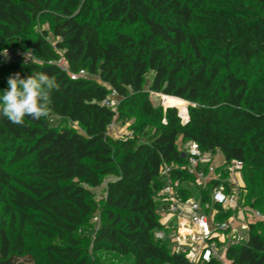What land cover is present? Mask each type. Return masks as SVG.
<instances>
[{
    "label": "trees",
    "instance_id": "1",
    "mask_svg": "<svg viewBox=\"0 0 264 264\" xmlns=\"http://www.w3.org/2000/svg\"><path fill=\"white\" fill-rule=\"evenodd\" d=\"M46 20L48 31H31ZM9 46L21 56L0 65V93L10 75L34 70L60 87L48 119L0 117V264H201L155 238L166 229L165 166L192 197L178 141L242 162L249 207L264 204V0H0V55ZM112 91L115 110L103 104ZM155 94L189 103L187 121L155 107ZM115 119L136 121L128 136L109 135ZM217 170L198 189L203 204L228 176ZM226 258L264 264L263 223H250Z\"/></svg>",
    "mask_w": 264,
    "mask_h": 264
},
{
    "label": "built area",
    "instance_id": "2",
    "mask_svg": "<svg viewBox=\"0 0 264 264\" xmlns=\"http://www.w3.org/2000/svg\"><path fill=\"white\" fill-rule=\"evenodd\" d=\"M2 54L0 55V62L4 61L5 55L10 57L8 51ZM27 62H31V60ZM56 65L64 71L68 69L63 58L58 60ZM69 76L72 80H76L85 78L86 74L80 72L78 75L69 74ZM118 102V95L112 91L103 104L115 110ZM187 119L182 120L186 122ZM182 155L185 160V166L182 167V170L194 179L193 183L199 188L204 189L208 183L220 179L221 172L217 168L222 167L223 163L217 166L208 154L200 151L197 144L191 143L185 146L182 149ZM225 168L228 176H231L239 173L243 164L239 161H233ZM170 171L171 168L166 166L162 170L165 185L161 192L162 203L159 207V213L161 217L163 215L176 217L180 222L176 227L169 228L166 227L168 223L166 221V229L156 232L155 238L168 242L173 251L184 254L191 263L204 264L215 259L219 264H230L226 258L227 247L225 248L224 244L230 237L235 238L237 232L235 223H242L240 227L243 230H247L248 225L254 223L251 219L264 225V213L245 207L241 197H239L240 193L236 194L231 188V183L235 182L232 177L226 178L223 180L222 186L211 191V203L203 204L200 198L198 200L194 198L183 200L179 189L170 184ZM216 206L220 208V211L215 208ZM220 212H232V214L224 221H217ZM248 218L251 219L247 221Z\"/></svg>",
    "mask_w": 264,
    "mask_h": 264
},
{
    "label": "rangeland",
    "instance_id": "3",
    "mask_svg": "<svg viewBox=\"0 0 264 264\" xmlns=\"http://www.w3.org/2000/svg\"><path fill=\"white\" fill-rule=\"evenodd\" d=\"M49 29V22L46 20V21H41L37 24H35L33 26V28L31 29V31H33L34 33H40L44 30L48 31ZM49 41L50 42H53V39L52 37H49ZM9 49H7L6 51H8L10 53V57H7V58H4V61L3 62H0V65H5L9 62H12V60H16L18 59V57H20V52L13 46H9L7 47ZM2 54V53H1ZM10 58V59H8ZM151 100L152 102L154 103L155 107H158V106H161L163 107V109H166L167 107H171V106H174L173 108H176L177 111H178V114L181 115V118L182 119H185V116H186V108L187 105L189 103L187 102H181L177 99H173L171 97H168V96H163V95H160V94H155L151 97ZM188 110V109H187ZM180 111V112H179ZM136 121H134V119H131L129 122L127 123H124L123 121H116V119L113 121V123L111 124V126L109 127V130H108V133L109 135L112 137V138H115V139H121V138H124L125 136H128L130 134V126L135 124ZM55 126H58L59 123H53ZM72 128L74 129H77L79 130V128L76 126V125H71L69 124ZM178 144H179V147L180 149H184L185 146H183L181 143H179L178 141ZM209 158H212L213 162L218 166L220 165L222 162V159H219V153L216 152L215 154L211 155L210 153L208 154ZM224 167V169H226V165H222V168ZM245 169V168H244ZM244 169L242 168V170L239 172V173H235L234 175H231V176H227L228 177H232L234 178L233 181L235 182H232L231 183V188L235 191L236 194L240 193L239 197H241V201L244 203L245 207H249V203H248V194H247V190H248V182H247V179L245 178V173L244 172ZM229 175V174H228ZM259 187L262 185L261 182H257L256 183ZM245 186V187H244ZM263 186V185H262ZM186 187L189 189V191L191 192V198H194V199H199V187L196 186L194 183H187L186 184ZM93 194H94V199L99 203L105 196V193H104V188L103 187H100L98 189H94L93 190ZM264 205V204H263ZM258 206V207H254L252 208L253 210H260V211H263L264 213V206ZM1 209V208H0ZM0 214H1V211H0ZM232 214V212H228V213H225V212H220L219 215L217 216V221H224L228 216H230ZM167 216H162V221L164 220H167ZM251 218H248V220H250ZM252 222H256L254 220L251 219ZM92 223H95L96 222L93 220ZM245 224V223H243ZM170 225L176 227L177 226V220L175 218H171L170 220ZM242 223H235V226H236V229H237V232L235 234V238H231L226 240L225 241V244H224V247L228 248L232 245H237L239 244L240 242L244 241L247 239V230H243L241 229V226ZM84 231V233H82V235L85 236L86 240L90 239V230H89V227L87 226ZM89 230V231H88ZM224 233V232H222ZM226 234V233H224ZM229 237V236H228ZM89 243V241H88ZM170 248H172V246L170 245ZM18 264H43V260L40 259L38 262H33L31 261L30 259H24V260H20Z\"/></svg>",
    "mask_w": 264,
    "mask_h": 264
},
{
    "label": "clouds",
    "instance_id": "4",
    "mask_svg": "<svg viewBox=\"0 0 264 264\" xmlns=\"http://www.w3.org/2000/svg\"><path fill=\"white\" fill-rule=\"evenodd\" d=\"M28 60L36 63L29 53L25 55ZM7 83V89L0 93V117L17 126H23L26 117L37 121L50 117L52 93L60 87L55 76L34 70L25 78L20 73L10 75Z\"/></svg>",
    "mask_w": 264,
    "mask_h": 264
},
{
    "label": "crops",
    "instance_id": "5",
    "mask_svg": "<svg viewBox=\"0 0 264 264\" xmlns=\"http://www.w3.org/2000/svg\"><path fill=\"white\" fill-rule=\"evenodd\" d=\"M171 218H175L177 220V224L180 222V221H178V219L176 217H168L167 220L162 221V223H164V225H165L166 221H168V223L166 224V227H169V228L174 227V226L170 225Z\"/></svg>",
    "mask_w": 264,
    "mask_h": 264
},
{
    "label": "water",
    "instance_id": "6",
    "mask_svg": "<svg viewBox=\"0 0 264 264\" xmlns=\"http://www.w3.org/2000/svg\"><path fill=\"white\" fill-rule=\"evenodd\" d=\"M188 106H190V105L188 104L187 107H188ZM167 108H173V107H167ZM187 109H188V108H186V113H187V116H188V112H187L188 110H187ZM179 116H181V115H179Z\"/></svg>",
    "mask_w": 264,
    "mask_h": 264
}]
</instances>
